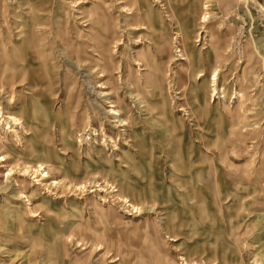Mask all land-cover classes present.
<instances>
[{"label":"rangeland","instance_id":"rangeland-1","mask_svg":"<svg viewBox=\"0 0 264 264\" xmlns=\"http://www.w3.org/2000/svg\"><path fill=\"white\" fill-rule=\"evenodd\" d=\"M28 1L0 0V23L12 21V10L27 20ZM31 1L40 2L35 29L44 33L47 65L3 87L0 137L21 149L14 130L25 139L23 129L5 116L22 108L36 116L37 129L44 112L59 110L66 122L74 114L61 131L45 115L40 136L28 141L45 149L25 157L48 162L46 182L68 184L40 186L30 201L37 215L23 213L20 231L13 208L4 206L18 203L17 190L0 165V264H264V0L202 1L203 22L185 8L190 0H138L137 17L117 0ZM96 11L120 40L92 72L98 54L92 36L84 37V20ZM208 32L232 64L227 71L224 61L217 94L210 100L206 93L196 116L189 104L196 85L181 49L196 65L208 51ZM135 59L148 63L147 76L159 86L144 84ZM112 101L124 126L105 112ZM237 106L243 119L230 133L228 111ZM33 180L27 176V192ZM45 210L57 218L39 219Z\"/></svg>","mask_w":264,"mask_h":264},{"label":"bare ground","instance_id":"bare-ground-1","mask_svg":"<svg viewBox=\"0 0 264 264\" xmlns=\"http://www.w3.org/2000/svg\"><path fill=\"white\" fill-rule=\"evenodd\" d=\"M202 1L207 2L208 0H190L185 5V8L187 9V11L192 10V12L194 13L195 16L197 15L199 18H202V20L200 22H203V19H205V12H202L201 7H200ZM165 2H166V0H165ZM38 3H40V2L39 1L33 2L31 0H29L26 3L27 4L26 7H28L27 9H30V10H28L27 13H21V14H22V16L27 17V20H25V19L21 20V18H20V20L22 22L20 20H18L19 17H21V16L15 14L16 12H14V10H12V14H10V16H9V17H12V21L11 22L9 21L10 23L8 22V19H5V18L2 19L1 23L3 25H5V29H3L4 32L2 31V28L0 25V55L2 58V60L0 61V92L2 91V93H4L3 87L7 86V84L11 83V86L23 84L26 81L27 74L25 71L27 70V68L29 69L30 67H32L35 69L36 68L41 69V68L46 67V65H47L45 63V60H43L44 59V53L43 52H45V50H44V43L42 42V35L44 33L43 32L38 33V31L35 29L36 26L39 27V24L37 22L39 20L36 17L38 15L37 11L39 10L38 6H37V5H39ZM117 4H119L118 7L120 8V11H123V8L125 6H127V10H128L127 13L132 15L133 17H137V16L142 15V6L138 2V0H131V2H128V3L125 2V0H117ZM166 4H167V2H166ZM168 8L171 11V7L168 6ZM41 16H43V15H41ZM35 18H37V19H35ZM31 19H32V21H31ZM28 20L30 21L29 25H28ZM84 21H86V23H85L86 26L85 25L84 26L87 27L85 30L86 33H85L84 37H87V35H89L90 37L92 36L91 39L94 40L95 42L92 41L89 43L91 44L90 46L92 48V51H95L98 54V55L95 54V56H96V59L94 61L95 63L92 64L93 65L92 72H93L96 69V66L98 65L99 62L104 63L105 52L107 49H109L108 48L109 43L111 42L112 45L119 43L120 39H119V37L115 36V33L113 32L114 30H112L108 26L107 23L102 22L101 15L97 11L93 14V17L85 19ZM142 24L144 25V23H142ZM134 25H139V24H134ZM30 27H31V30H30ZM6 30H7V32H6ZM13 30H14L15 34L13 33ZM177 31L179 32V29H177ZM2 32L4 33V35ZM208 36H209L208 41L210 40L209 41L210 44L208 46V51L204 54V59L200 58L198 60V62L196 63V65H195V61H194V55L191 52H187L185 44L182 45V49H181L183 59H185L186 62L191 67V70L189 69L190 73H189L188 77H189V79H191L193 81V84L196 85V87L195 86L193 87L194 88V96H193V98H191V101L189 102V104L190 103L192 104L190 111H191L192 115H196V116H198L197 110H199L198 108H199L200 104L207 103L206 93L208 92L210 100L212 97H214L217 94V91H216L217 81L219 82L220 78L221 79L223 78V71H225V69H223V67L226 65V64H224V61L226 63H228L227 62L228 59H231V54H229L227 57H223L222 55L224 53H222L220 50H218L219 39H217L216 37L213 38L214 36L212 34H210L209 32H208ZM109 37H111L112 39L108 40ZM211 39H214V40L211 41ZM158 44H159V42H157V44H154L155 50L158 49L157 48V47H159ZM159 45H161V43ZM87 51H90V50H87ZM27 56L31 58V59H29L30 60L29 63H27V60L25 59V57H27ZM87 60L88 59H85V57H84V59L82 61L81 60L76 61L75 63H76V65H79V63L81 64L83 61H87ZM135 60L136 61L134 64L140 66V68H141L140 70L142 73L140 75L142 77H144V79H143L144 84L150 85V86L151 85L159 86L158 82H157L158 77H156V79H154V81H153V80H150L147 76V74L149 75V73H150L149 68H147L148 63H146L145 61L140 60V59H135ZM202 60H203V62H201ZM1 62H2V64H1ZM231 64L232 63H230V64L228 63V67H226L227 71H230ZM103 71H104L103 69H99V72L103 73ZM162 74L164 75L163 72H162ZM242 74H243V70H242ZM242 74H240V75H242ZM100 75H102V74H100ZM208 75L211 76V78H210V81L212 82L211 84H207L205 81V79L207 78ZM155 82H157V83H155ZM151 88H152V86H151ZM155 88L156 87L153 86V89H155ZM192 89L189 90L190 91L189 93H191ZM224 89H225V87H224ZM224 89L223 90L221 89V93H223V95L225 93ZM240 92H242L241 89H240ZM11 97H12V94H11L10 98ZM112 102L114 103L113 107L110 106L111 108H109L105 112L107 114H110V115L114 116L115 118H117V121L114 120V122L116 121L117 126H124L127 123L126 119L120 118L118 116V115H121L120 113H122V112L116 108L117 107L115 104L116 101H112ZM77 107H78V98L75 100V105H74V108H77ZM227 107L228 106H226V107L224 106V109H227ZM90 109L92 111H94V115H95L94 119L95 118L98 119V117L95 114V110H93V108H91V107H90ZM101 109H103V108H101ZM242 111L244 112V110H242L240 106H237L236 108H233L230 111H228L229 113H228V118H227V123H228L227 128L230 131V133L233 131V128L235 126H238L240 124L241 120L243 119V117H242L243 114L241 115V113H240ZM38 113L40 115L39 114H36V115H38L39 117L41 115H43V114H41V112H38ZM208 113H209V111L207 112V114ZM47 114H49L50 119L52 116H55L54 120L53 121L50 120V121L54 126H57V125L59 126V131L65 130L67 127H69V122H71V120L75 119V117H73L74 114H72L69 118L70 120H68L67 122L65 120H60L59 110L55 111V112L54 111L53 112L52 111L44 112V115L41 116L42 119L39 121V122H41V124H39V125H41L40 129H37L38 121H34V120H36V116H34L33 113H32V116L31 115L29 116L26 113L25 109L22 108L20 110V114L18 117H16V115H14L12 112L7 113L5 116V118L8 121L12 120V121H14L15 124L19 123L20 127L23 129L25 139H22L20 137L21 136L20 133L18 131L14 130V134H15L16 138L18 137L17 140H19L21 143V149L14 150V148L16 147V144H13V143L3 144V142H4L3 137L4 136L0 137V165H3L6 168V171H5L6 178L7 177L11 178V182H12L11 185L15 186L14 188H16V190H17V192L15 193V198H16V200H18V203L15 202L17 204H12V202H9V204L4 203V206H5L6 210H8V208H11V207L13 208L8 213H12L11 214V216H13L12 222H14L15 224L18 225L17 229L20 231L24 230V227L26 226L24 218L22 217L23 213L27 212V215L31 216V217H35L37 215L35 213V211L37 210L38 205L34 204L31 206L32 203H30V201L33 200L35 198V196L38 195V189L40 186H44L47 189L50 187L57 189L60 187L63 188L66 183L68 184V182L65 183V182H62L61 180H56V179L51 180L49 183L46 182L45 179L48 176V173L44 169H45L46 165L50 166L49 164H47L48 162L41 161V160H39V158H37L38 160L31 162L25 158L26 155H28V156L32 155L33 152L44 151L45 148L41 145V143L31 144L28 141L30 140V138H38L40 136V133L42 131V126H43L42 124L47 122V120L46 121L44 120L45 115H47ZM205 115H206V112H205ZM2 117H3V112L0 108V120ZM35 122H37V123H35ZM6 128H7V126H6ZM99 129H100V127H99ZM27 136H28V138H27ZM120 136H121V134H120ZM115 138H117V137H115ZM11 145H13V146H11ZM2 151H4V152H2ZM1 163H3V164H1ZM58 164L59 165L54 167L53 169L60 171L62 164H61V162ZM49 169H52V168L50 167ZM28 175H30L32 177V179H34L33 180L34 182L31 186V188H29V192H27L28 187H29L28 186L29 183L25 182ZM11 176H14V177H11ZM81 186L83 188L84 184L83 185L81 184ZM115 198H117V196H115ZM124 202H129V200H127L125 198ZM45 211L42 213L41 216H39V219H43L44 221L50 223V222H53V220L57 218L56 214L53 216L49 212V210H45ZM0 219H1V216H0ZM39 219H37V220H39Z\"/></svg>","mask_w":264,"mask_h":264}]
</instances>
